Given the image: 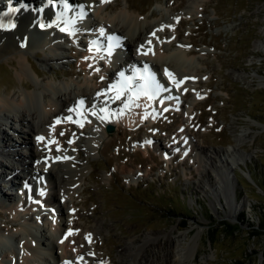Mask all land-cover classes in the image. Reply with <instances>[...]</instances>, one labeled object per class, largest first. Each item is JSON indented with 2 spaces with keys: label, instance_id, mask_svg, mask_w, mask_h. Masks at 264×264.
Returning a JSON list of instances; mask_svg holds the SVG:
<instances>
[{
  "label": "rangeland",
  "instance_id": "1",
  "mask_svg": "<svg viewBox=\"0 0 264 264\" xmlns=\"http://www.w3.org/2000/svg\"><path fill=\"white\" fill-rule=\"evenodd\" d=\"M110 1L109 11H118L125 6V0ZM128 1L130 9L155 25L162 16H167L166 13L184 11L182 7L186 5V0ZM177 15L180 35L175 38L174 45L183 41L192 50V56L203 57L205 61L201 64L198 81L185 95L191 101L193 91L200 94L197 104L190 110L193 118L188 121L185 135L201 149L221 148L234 144L233 136L240 128L251 129L239 146V154L246 155L245 159L239 167L233 168L234 181L229 180L230 186L234 185L236 189L237 205L242 200H245L244 204L234 213L223 204L224 198L219 203L199 189L193 153L190 150L183 153L176 146L175 135L181 131L186 114L170 111L160 116L159 121L146 122L139 128L138 123L129 127L114 124L112 133H107L105 126L98 123L79 128L75 124L70 126L67 121L58 126L57 136L67 134L63 150L72 147L76 153L77 146L79 156L77 153L74 156L87 166L81 192L75 196L78 203L75 208L88 214L89 222L94 217L103 226L104 231L95 236V244L99 247L96 251L103 259L109 256L114 264L130 261V255L123 252L124 241L132 238L140 243L147 235L150 261L163 264L167 259H174L173 256L169 258L167 251L175 245V239L182 238L186 231L185 241L189 242L198 228L201 232L190 264H264V127L248 121L251 118L264 125V85L251 77L255 73L264 75V49H253L254 42L264 41V0H206L201 13L196 16ZM170 32L168 29L166 33H160V38L165 41ZM91 38L86 34L79 37ZM70 41H64L66 50L63 54L67 60L58 63H43L41 57L45 52L41 50L30 52L29 60L43 74L38 77L39 82L48 79L56 83L93 81L91 73L95 72V67L89 65L91 70H87L80 66L79 53L83 47L76 43L72 46ZM206 48L209 52L204 54L201 50ZM16 67L17 60L13 55L0 60L1 94H12L20 89ZM233 72L243 73L245 78L238 79ZM98 78L97 82H100L102 75ZM21 81L33 83L28 77H22ZM104 96L93 95L99 103L106 94ZM66 119L70 120L69 117ZM100 125L102 134L94 136ZM4 126L7 136L15 138L14 148L23 153L19 148L24 145L20 142L27 138L17 134L24 126L20 122L13 123L14 130ZM92 138L97 151L88 152V144H84ZM146 140L152 148L145 153ZM71 141H75L76 146H72ZM170 153L173 156L169 160ZM245 166L251 171L256 185L241 173ZM0 171L5 172L1 168ZM0 187L3 189H0V196L7 191V195L15 199L11 189L6 190L3 184ZM16 195L21 197L17 192ZM191 199L194 202H190ZM11 216L9 212H0V230L17 222L18 219ZM167 233L170 238L166 237Z\"/></svg>",
  "mask_w": 264,
  "mask_h": 264
},
{
  "label": "bare ground",
  "instance_id": "2",
  "mask_svg": "<svg viewBox=\"0 0 264 264\" xmlns=\"http://www.w3.org/2000/svg\"><path fill=\"white\" fill-rule=\"evenodd\" d=\"M24 1L29 0H11V7H15L16 4L18 8L14 14L15 27L0 28V60H6L9 55L16 58L17 77L21 83L17 92L0 93V115L4 120V123L0 121V139L5 140L0 153L7 156L3 160L0 159V168L9 174L13 185L25 187L24 190H17L22 197L19 200L8 196L7 191L0 196V210L9 211L11 217L20 220L15 223L12 221L17 227L14 231L3 229L0 232V264H64L66 259L70 264H114L109 256L103 259L96 251L98 246L95 244V236L100 231H104L103 226L93 216L89 222L88 214L80 213L81 211L78 212L75 208L77 203L75 196L77 197L81 192L87 166L74 156L76 153L79 156L75 141H71V144L76 146V153H73L72 147L67 151L62 149L66 145L64 138L67 134L57 136L56 131L60 124L67 121L70 126L75 124L79 128L96 122L104 126L107 123H122L129 127L134 123L152 124L168 111L185 113L181 131L175 133V137L181 141L176 142L178 150L183 153L190 150L193 153L199 175L196 180L199 189L219 203L221 198H224L223 204L228 205L230 211L237 213V209L245 200L237 205L236 189L234 185L230 186L229 180L234 181L233 168L239 167L241 160L245 159L246 155L239 154V146L245 141L251 129L240 128L239 133L233 136L234 144L221 146L222 149H201L186 137L187 134L185 135L188 121L193 118L190 110L197 104L200 94L193 91L191 101H188L185 95L198 81L201 64L205 61L203 57L192 56V50L183 41L175 42L177 44L174 45L175 38L180 35L177 14L184 13L194 17L201 13L206 0H186V5L182 7L184 11L174 10L173 13H166L167 16H162L157 26H153L155 24L130 9L128 0H125V6L118 11L108 10L112 7L110 0H66L70 6L77 8L83 6L81 8L83 16L79 19H87L79 22L71 18L75 21L68 26L74 30L72 35L60 31V28L65 27L64 20L68 19V11L65 12L64 5L59 4V0L56 5L53 4L55 0H51L49 7H40L41 10L36 12L24 8L21 4ZM4 2L7 4L9 0ZM34 3L37 7L40 5L37 1ZM55 13H63L59 18V27L53 24L52 27L39 29V21L44 19L43 24H51ZM167 29L171 32L164 41V38H160V33H165ZM82 32H88L87 34L90 35L88 38L92 36L91 34L94 36L86 41L79 39L84 35ZM69 39L83 47L79 53L80 66L88 69L89 64L95 65V72L91 73L93 81L83 78L84 80L74 83L68 80L56 83L50 79L39 82L38 77L43 74L29 60L30 52L44 51L45 55L41 57V61L48 65L52 62L65 61L67 60L66 55L63 54L66 50L65 42ZM52 44L55 48L51 47ZM109 44L114 45L111 53L108 51ZM206 49L201 51L206 53L208 51ZM253 49H264V41L254 42ZM119 52L124 58L117 57ZM113 53H115L114 58ZM145 65L165 90L154 96L151 92L143 94L137 90L133 92L124 90L120 99L107 97V95L115 97L118 91L123 89L120 72L130 77L136 69L143 71ZM165 69L173 74L174 79L166 75ZM71 71L69 74H73ZM99 75H102L103 79L97 82ZM233 75L238 79L245 78L240 72H233ZM22 77L30 78L33 81L32 85L23 84ZM251 77L252 80L256 78L259 85H264V75L255 73ZM113 85L117 87L109 90ZM105 94L106 98H103L100 105L97 99L95 103L93 95L102 97ZM129 96L132 97L131 100ZM149 96L152 98L150 99ZM81 100L84 101L82 105ZM74 104L77 105L76 108ZM102 105L105 109L103 112L97 108ZM93 112L96 115H92ZM67 117L70 120H67ZM13 119L24 126V129H20V134H17L18 137L23 135L27 138L21 139L20 142L24 145L19 148L23 153L14 148L15 139L13 141L12 137L1 130L2 125L7 126ZM248 121L252 125L264 127L254 119L248 118ZM101 125L97 128V137L103 132ZM37 137L43 139L38 140ZM147 143L148 140L143 147L145 153L148 152ZM87 144L88 152L97 151L93 138L84 145ZM172 156L173 154L170 153L168 159L170 160ZM90 166L93 167L92 164ZM2 176L3 173L0 171V177ZM28 179L32 180L33 186L29 185ZM29 195L32 199L27 198ZM190 202L194 200L191 199ZM200 232L201 228H198L192 240L187 242L184 231L183 237L175 239V245L170 246L167 251L169 258L173 256L174 259H167L163 264H190V260L195 255ZM165 235L170 238L168 233ZM6 236L13 238L14 244H4ZM148 236H144L145 240L140 243L132 238L129 239L130 242L124 241L123 252L130 255L127 264H155L149 259ZM16 244L20 245V249ZM3 245L7 248H3Z\"/></svg>",
  "mask_w": 264,
  "mask_h": 264
},
{
  "label": "snow or ice",
  "instance_id": "3",
  "mask_svg": "<svg viewBox=\"0 0 264 264\" xmlns=\"http://www.w3.org/2000/svg\"><path fill=\"white\" fill-rule=\"evenodd\" d=\"M83 6H81L82 8ZM13 11H18V9H12ZM64 10L65 12L68 10V5L64 4ZM63 13H60L57 16V20L52 21L51 24H40L41 28H45V27H52L53 24H55L57 27H59V18L60 16H62ZM80 15H83V12H81ZM75 21L74 20H68L65 19L64 20V24L65 27L60 28V31L63 32H67L69 35L73 34V29H71L70 27H68L71 24H74ZM15 24H4L2 22H0V28H14ZM101 35H103V29H101ZM95 43V42H93ZM23 46V45H22ZM114 45L109 44L108 46V51L109 53H111L112 47ZM147 54V53H145ZM165 73L166 75L170 78V79H174L173 74L171 72H168L167 69H165ZM119 76L121 78V81L123 82V89L119 90L117 95L115 96V99H120V96L123 95V91L127 90L128 92H133V90H137L139 92H142L143 94H148L149 92L152 93V96L154 95H158L159 92L165 90L162 88V86L155 80L154 75L151 73V71L149 70V68L147 67V65H145L143 72H141L140 69H136L134 71L133 76L130 77H126L124 72H120ZM103 79V77H102ZM116 85H113L110 87L109 90H112V88H116ZM99 95V94H98ZM152 96H149V98L151 99ZM132 97L129 96V100H131ZM84 103L83 100L80 101V104L82 105ZM128 105L126 104L125 107H127ZM101 112L105 111V109H100ZM93 115H96L95 112L92 113ZM101 119H105V117H100ZM38 140H42L43 137H37ZM82 259V258H79ZM64 264H70L69 261H65Z\"/></svg>",
  "mask_w": 264,
  "mask_h": 264
},
{
  "label": "water",
  "instance_id": "4",
  "mask_svg": "<svg viewBox=\"0 0 264 264\" xmlns=\"http://www.w3.org/2000/svg\"><path fill=\"white\" fill-rule=\"evenodd\" d=\"M107 130H108V131H112V130H113V126H112V125H108V126H107Z\"/></svg>",
  "mask_w": 264,
  "mask_h": 264
}]
</instances>
